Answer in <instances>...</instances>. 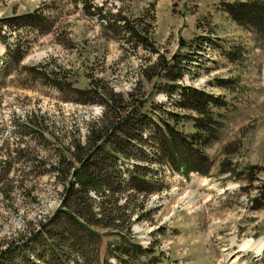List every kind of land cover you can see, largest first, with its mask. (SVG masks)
Segmentation results:
<instances>
[{
    "label": "rangeland",
    "instance_id": "374dc122",
    "mask_svg": "<svg viewBox=\"0 0 264 264\" xmlns=\"http://www.w3.org/2000/svg\"><path fill=\"white\" fill-rule=\"evenodd\" d=\"M227 1L234 0H0V17L40 7L54 20L47 32L2 29L8 42L0 39V156L6 159L0 166H10L13 184L6 186L8 197L0 190V264H144L150 258L152 264H264V30L232 19L223 9ZM128 27L146 36L148 47ZM15 42L26 49L18 62L8 51ZM156 49L168 58L190 51L178 83L227 100L222 126L203 145L209 173L173 169L154 150L153 123L144 129L130 118L135 138L116 167L127 179L146 178L144 189L131 184L119 203L130 201L133 241L150 247L149 254L125 262L127 254L114 253L120 239L111 229L90 236L63 216L54 225L60 256L40 231L51 215H68L55 214L63 184L52 169L61 148L77 137L84 141L94 120L105 115L102 102L79 99H103L92 87L105 83L122 93L118 99L144 101L141 110L155 117L169 109L196 114L175 108L177 95L159 90L158 83L169 80L156 74ZM35 114L47 130L22 138L16 120ZM180 125L194 130L185 115ZM16 147L24 148L22 154ZM229 165L232 172L222 170Z\"/></svg>",
    "mask_w": 264,
    "mask_h": 264
},
{
    "label": "trees",
    "instance_id": "16d2710c",
    "mask_svg": "<svg viewBox=\"0 0 264 264\" xmlns=\"http://www.w3.org/2000/svg\"><path fill=\"white\" fill-rule=\"evenodd\" d=\"M223 9L238 23L248 25L256 30H264V3L262 0L227 1ZM48 12L44 8L36 7L26 12L1 16L0 39L8 42L7 35L2 34L4 26H15L16 28L30 26L41 32L49 31L54 25V20H49L50 13ZM44 22H48V24L44 25ZM128 30L136 34L141 44L148 47L146 36L144 37L135 27H128ZM183 42L185 43V41ZM8 45L10 44L8 43ZM25 50L20 42H15L12 47L8 48L9 53L17 62L23 58ZM156 52H160V50L156 49ZM190 53V51L188 53L175 52L168 58L167 55L160 52L155 65L158 66L156 74L169 80L165 83H158V86H161L159 90L165 89L170 97L177 95L175 108L189 109L196 114L181 113L176 109H169L171 111L168 110L167 115L160 114L155 117L150 112L141 110L144 101L133 105L131 99H118L123 97L122 93L115 91L105 83L94 84L95 86L92 87L103 99H79L84 103L102 102L105 107V115L94 120L84 141L77 137L71 145L65 148L60 147L57 165L52 169L55 171L57 179L63 184L61 203L55 210V214L65 212L68 215H51L47 221H41L42 229L40 231L50 239L49 242L58 255L62 256V251L55 248L53 241L62 239L54 225L63 216H66L74 226L86 230L90 236L99 235L97 228L111 229L120 239V245L114 249V253L118 254L117 251H123L124 254H127L129 257L124 260L125 262H134L149 254L150 247H144L140 242L133 241L132 210L128 209L130 201L126 200L125 204L119 203L123 191L129 189L131 184L144 189L141 182L146 178L131 174L132 179H127L123 172L116 167L118 159L126 157L127 148L133 145L132 140L135 137H132V133L128 130L132 118L137 121L138 125H143L142 128L149 127V123H153L155 130H153L151 139L155 146L154 150L156 154L160 155L159 157L166 159L173 169L187 176L191 171H198L202 174L209 173V159L203 151V145L216 136L222 126L221 108H226L227 100L223 95H217L205 87L178 83V80L184 75V69L188 66L184 61L190 60ZM43 66L48 68L49 63L46 62V65ZM44 71L46 72V70ZM142 73L148 78L153 76L146 68ZM51 80L52 84L59 86L56 79ZM219 84L226 86L228 80L219 78ZM83 90L86 89L80 88L81 94H84ZM103 90L106 93H103ZM184 115L192 118L194 130L186 131L184 125H180L181 116ZM16 122L22 138L25 135L43 134L47 130L41 116L37 114L28 115L27 119L21 123H18V120ZM50 133L55 136V131H50ZM22 150L24 148H15L17 155L22 154ZM4 160L6 161L4 157L0 156V165ZM106 161L113 167L112 170L108 169ZM250 167L253 168L255 165H250ZM9 170L10 166L8 165L0 166V190L4 191L5 189V197L10 196L11 190L6 186L13 184L12 178L7 177ZM222 170L232 172L233 168L229 165ZM259 188L260 195H264V183ZM108 196H113V202H109V205L107 203ZM109 199L112 200V198ZM119 210L121 215H118ZM126 227V231H123V228ZM67 246L71 248V245L67 244ZM117 256L119 257V255ZM120 260H122L121 256ZM150 260L152 262L148 261L144 264H152L156 261L153 258Z\"/></svg>",
    "mask_w": 264,
    "mask_h": 264
},
{
    "label": "bare ground",
    "instance_id": "6f19581e",
    "mask_svg": "<svg viewBox=\"0 0 264 264\" xmlns=\"http://www.w3.org/2000/svg\"><path fill=\"white\" fill-rule=\"evenodd\" d=\"M208 182L207 179H204L203 180V183L206 184ZM258 252H261L262 251V246H260L258 249H257Z\"/></svg>",
    "mask_w": 264,
    "mask_h": 264
}]
</instances>
